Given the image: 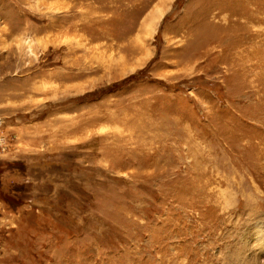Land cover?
Returning a JSON list of instances; mask_svg holds the SVG:
<instances>
[{
	"label": "rangeland",
	"instance_id": "obj_1",
	"mask_svg": "<svg viewBox=\"0 0 264 264\" xmlns=\"http://www.w3.org/2000/svg\"><path fill=\"white\" fill-rule=\"evenodd\" d=\"M0 264H264V0H0Z\"/></svg>",
	"mask_w": 264,
	"mask_h": 264
}]
</instances>
